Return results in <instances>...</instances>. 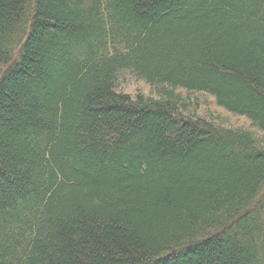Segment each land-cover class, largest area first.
<instances>
[{"label": "trees", "instance_id": "1", "mask_svg": "<svg viewBox=\"0 0 264 264\" xmlns=\"http://www.w3.org/2000/svg\"><path fill=\"white\" fill-rule=\"evenodd\" d=\"M0 264H264V0H0Z\"/></svg>", "mask_w": 264, "mask_h": 264}, {"label": "rangeland", "instance_id": "2", "mask_svg": "<svg viewBox=\"0 0 264 264\" xmlns=\"http://www.w3.org/2000/svg\"><path fill=\"white\" fill-rule=\"evenodd\" d=\"M117 90L132 96L138 93H149V87L143 81L136 78L133 74L126 72L120 75L117 82ZM196 98L199 100L198 103H196L199 106V109H197V114L199 116L207 118L209 116L210 118L213 114H221L223 112L220 108L215 106L214 100L208 94L198 93ZM223 114L222 117L224 116L225 118L226 126L244 129L252 128L245 118L232 116L226 112H223Z\"/></svg>", "mask_w": 264, "mask_h": 264}, {"label": "bare ground", "instance_id": "3", "mask_svg": "<svg viewBox=\"0 0 264 264\" xmlns=\"http://www.w3.org/2000/svg\"><path fill=\"white\" fill-rule=\"evenodd\" d=\"M263 190V189H262Z\"/></svg>", "mask_w": 264, "mask_h": 264}]
</instances>
